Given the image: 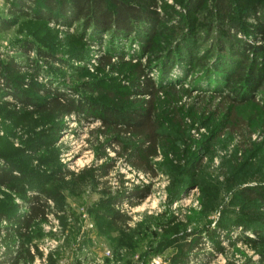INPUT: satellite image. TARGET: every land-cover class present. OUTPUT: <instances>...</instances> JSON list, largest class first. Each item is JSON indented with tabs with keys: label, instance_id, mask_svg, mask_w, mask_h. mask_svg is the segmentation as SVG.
I'll use <instances>...</instances> for the list:
<instances>
[{
	"label": "rangeland",
	"instance_id": "374dc122",
	"mask_svg": "<svg viewBox=\"0 0 264 264\" xmlns=\"http://www.w3.org/2000/svg\"><path fill=\"white\" fill-rule=\"evenodd\" d=\"M26 1L0 0V61L8 67L10 59L16 62L10 86L33 101L51 85L67 97L108 103L84 84L126 90L131 69H99L100 55L144 63V40L161 51L165 39L184 35L147 71L156 83L174 88L160 106L166 136L153 159L155 176L126 163L124 137L113 147L119 156L102 150L106 140L97 121L70 115L58 128L49 126L53 121L16 114L19 102L0 92V167L12 171L19 190L0 188V212H24L21 194L49 191L56 197L49 202L52 213L25 239L41 256L33 264H182L179 256L184 264H264V201L245 194H264V39L257 33L264 2L253 13L252 0H229L231 14L222 20L214 0H158L162 33H147L144 27L152 24L144 20L113 35L83 26L69 3L55 0L50 11L41 0ZM104 2L111 8L112 0ZM244 51L261 71L260 82L254 88L241 83L246 99L234 102L224 71ZM203 54L206 69L190 59ZM160 62L170 64L167 78H161ZM34 65L36 72L28 67ZM111 208L130 217L126 226L110 223Z\"/></svg>",
	"mask_w": 264,
	"mask_h": 264
},
{
	"label": "trees",
	"instance_id": "16d2710c",
	"mask_svg": "<svg viewBox=\"0 0 264 264\" xmlns=\"http://www.w3.org/2000/svg\"><path fill=\"white\" fill-rule=\"evenodd\" d=\"M33 0H27V4ZM50 11L56 8L55 0H41ZM62 5L69 3L73 12L78 19H84L83 26L92 27L94 33L103 31L105 33H112L113 35H119V31L129 32L133 23L143 22L144 20L150 25V28L144 27L147 33L152 35L162 33L157 24L162 20L158 12V0H132L125 2L124 0H112L111 8L106 7L104 0H59ZM191 3H198L200 0H190ZM264 0H252L251 10L253 13L261 8L260 3ZM213 9L220 19L224 20L231 14V4L229 0H214ZM66 7V6H64ZM189 7V6H188ZM25 10H29L25 8ZM15 13V12H14ZM20 13V14H19ZM18 15H27L25 11H20ZM252 15V14H250ZM253 16V15H252ZM6 24L3 28L6 29ZM257 33L264 39V23L259 21L257 25ZM168 36L173 35L171 32L167 33ZM148 36V35H147ZM184 35L178 36L176 39H165V47L158 49L157 43L147 38L143 41V50L145 55L144 63L139 61L131 62V59L123 60V54H118L116 57L118 62L112 61V55L108 52L99 56L97 62L99 69L112 68L116 64H120L122 68L131 69V78L128 82L126 90H117L114 87L102 88L97 86L96 83H85L84 89L91 93L102 95L107 99L108 103L94 104L88 99H79L75 97H67L60 93L56 88H52L51 85L43 88L44 95L41 96L39 101H33L27 96H18L15 90H12L8 75L12 74L16 67V62L10 59V65L4 66L0 61V92H4L16 101L20 106L14 110L18 115H27L30 119L35 117L53 121L49 123V126L59 127L63 117H69L74 115L76 119L83 117L88 122L97 121L98 131L103 135L106 140V144L102 147V150L111 148L117 156L119 152L115 150L114 144L117 143V139L125 138L127 143L123 148L125 155V161L132 169L137 172H142L155 176L153 173L154 163L153 159L159 155V150L164 146V139L166 134L161 131L163 125V114L160 106L165 103L163 100L168 92L173 91L174 88L170 86H163L156 83L147 74V71L151 69L153 63L160 58H165L166 54L170 51V48L180 42ZM190 41L194 40L190 37ZM249 49L252 47L249 46ZM45 54V52H41ZM259 53H255V60L253 63L258 62ZM241 58L239 63L232 70H225L226 78L224 79L225 91L231 95V100L234 102L244 101L246 98L242 95V84L245 82V87H257L259 85V78L261 71H256L255 65L250 62L246 56V52H240ZM168 56L167 58H170ZM208 56L205 54L199 56H191V61L196 66H202V69H206V60ZM137 59V58H135ZM166 59V58H165ZM169 63V62H168ZM251 63V64H250ZM33 71H37L38 67L28 66ZM205 67V68H204ZM247 72L244 73V70ZM218 69V70H217ZM216 71H219L217 68ZM171 70L170 64H163L160 62V75L161 78H167ZM215 71V70H214ZM134 97V98H133ZM239 99V100H238ZM3 105L11 106V102H4ZM31 107V109H27ZM35 118V119H37ZM98 144V142H97ZM106 157V154H102ZM113 164L107 165L106 169L109 170ZM105 174L106 175V171ZM71 175L70 172L67 173ZM15 177L12 171L6 166L0 167V188H5L11 192L19 193L14 185ZM120 180V179H119ZM106 183V182H103ZM122 183V182H121ZM245 194L249 197H259L264 201V194L257 192ZM19 195V194H18ZM23 204L19 205L25 207V211L17 213L16 215H7L0 212V223H6V226L0 224V244L4 245L0 248V264H33L34 259L38 256L41 259L39 253L36 255L31 252L29 247L25 243V239L29 234L31 227L37 222H44L52 213L49 202H56V197L49 191H43L40 194H32L31 196L19 195ZM264 203V202H263ZM120 205V201L116 202ZM107 218L113 225L126 226L130 221V217L127 214L111 208L110 213L107 214ZM257 235V233H255ZM261 239H264L262 237ZM196 245V244H195ZM178 262L184 264V256L177 257Z\"/></svg>",
	"mask_w": 264,
	"mask_h": 264
}]
</instances>
